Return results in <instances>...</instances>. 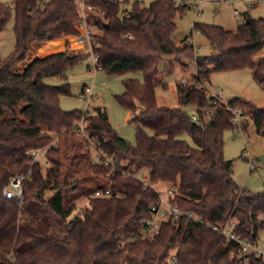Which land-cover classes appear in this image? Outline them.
I'll list each match as a JSON object with an SVG mask.
<instances>
[{
  "label": "trees",
  "instance_id": "1",
  "mask_svg": "<svg viewBox=\"0 0 264 264\" xmlns=\"http://www.w3.org/2000/svg\"><path fill=\"white\" fill-rule=\"evenodd\" d=\"M174 3H86V19L100 33L91 45L96 67L123 77L115 99L135 125L132 145L100 108L92 114L60 108V97L70 95L66 72L85 53L69 52L67 44L30 60L35 44L78 36L76 0L0 2V31L13 16L15 36L14 51L0 58V264H170L172 257L175 264H264L262 256L241 254L236 242L211 228L233 223L230 232L252 244L264 229V190L238 186L233 163L223 156L224 134L233 130L228 108H240L262 136L264 108L239 97L215 103L206 88L212 72L250 68L264 89V60L255 63L264 47V20L244 14L235 32L193 23L191 30L212 49L199 55L188 38L173 41L176 18L189 9ZM182 61L195 66L191 82L175 84L176 108L159 106L156 90L167 88L165 78ZM131 73L141 78H127ZM50 78L61 83L48 84ZM34 151H43L49 165L34 160ZM28 174L22 204L4 198L9 180ZM158 185L166 186L167 203L180 215H170L147 237L144 220L161 205ZM105 190L110 194L94 196ZM81 199L86 205L80 209Z\"/></svg>",
  "mask_w": 264,
  "mask_h": 264
},
{
  "label": "rangeland",
  "instance_id": "2",
  "mask_svg": "<svg viewBox=\"0 0 264 264\" xmlns=\"http://www.w3.org/2000/svg\"><path fill=\"white\" fill-rule=\"evenodd\" d=\"M11 0H0L2 3H9ZM144 6H148L154 0H141ZM210 0L204 3L199 14L193 8L188 9L184 15L176 18V31L173 41L179 45L185 37L192 34V43L199 55H208L212 51L208 41L200 34L191 30L193 23H202L219 26L227 31L235 32L238 26L244 21V14L252 19L264 20V0ZM226 1V2H224ZM237 12V14H236ZM13 16L8 21L6 28L0 31V58H7L15 47V36L13 32ZM95 34H100L95 30ZM68 44V51L74 53H85L86 56L76 65L66 72L67 81L70 84V95L61 96L59 106L63 111L79 110L85 111L88 105L89 113H93L96 108H100L106 114L108 122L115 129L117 134L129 142L135 143V125L130 123V113L121 107L115 99V95L123 92L122 76L108 74L102 70H96L93 59L90 55L88 45H78L75 37H64L57 41L39 43L32 46L29 51L32 57H45L52 53L63 51ZM264 60V47L255 57V63ZM162 62L160 67H163ZM253 69L212 72L210 81L206 83L208 97L219 95L221 103H227L233 98L239 97L258 108H264V89L257 84L253 78ZM195 73L193 63L182 61L174 64L173 72L165 78V90H156V102L159 106L176 108L177 100L175 94V84L181 80L191 82ZM127 78H141L138 73L126 75ZM46 82L58 85L61 81L58 78L47 79ZM85 87H92V94L88 100L82 90ZM189 114L195 113L193 106L184 108ZM240 111V108H236ZM247 128L244 131L230 129L224 134L223 156L233 163L232 178L234 182L251 192L264 190V136L257 134L253 123L248 117ZM150 134V131H147ZM245 135H244V134ZM140 175L145 176V173ZM146 177V176H145ZM163 202H167V188L165 185H158L156 188ZM86 200L77 202V208H83ZM255 248L264 253V229H260L254 243ZM251 252V251H250ZM264 258V255H263ZM172 264V263H170ZM242 264H247L243 261Z\"/></svg>",
  "mask_w": 264,
  "mask_h": 264
},
{
  "label": "built area",
  "instance_id": "3",
  "mask_svg": "<svg viewBox=\"0 0 264 264\" xmlns=\"http://www.w3.org/2000/svg\"><path fill=\"white\" fill-rule=\"evenodd\" d=\"M88 1L89 0H76L81 21L79 22V24L76 27L77 31H78V36L75 38H76V43L78 45H83V44L88 45L90 55L93 59V62L95 63L94 67L96 70H98L96 67V56L93 55V53L91 52V45L94 42L95 31H94L93 26L90 25V23H88V21L86 19V14L84 12L85 9L88 11L91 10V8L86 5V3ZM209 1L210 0H175L174 5L177 7H187L189 9L193 8L195 10L196 14H199L202 4L209 2ZM224 2H226V1H224ZM236 14H237V12H236ZM186 44L193 45L192 37H189L187 39ZM91 94H92V87H85L83 89V95L85 96V100H88L89 97H91ZM217 101H220L219 95L215 96V103ZM228 109L230 110L231 115H232L231 124H232L233 129L244 131L243 130V119L245 118V116L242 114L241 111H238L236 108H228ZM85 112H89L88 105H86ZM192 120H196L195 115H192ZM79 126L82 129L83 121H81L79 123ZM30 156L34 160L42 161L44 163V166L49 165L47 160L44 158V152L43 151L31 152ZM108 161L109 160H106V164L108 163ZM29 177H30V174H28L26 176L18 175V176L12 177L9 180L8 186L3 190L4 198L17 200L19 202V205H21L23 202L22 183L26 179H28ZM141 181L146 183L147 178L143 176L141 178ZM109 194H110L109 190L97 191L94 193V196L95 197H103V196H107ZM151 211L153 213V218L148 219V220H144V223L148 226V232H146L144 234V236H147V237H152L153 234H156L158 232V229H159L161 222L167 220V218L170 215H173V216L180 215V212L175 207L169 206V204L167 202H165L163 204L162 201H161L160 206L152 207ZM232 226H233V223L229 224L225 227H221V228H219L217 226H212L211 228L214 231H217V232H220L221 234H223L228 240H232V241L236 242L239 245V251L241 254L253 253L256 256H262L263 257L264 253L258 251L255 248L254 244L247 242V241H243L237 235L231 233L230 229ZM171 262H172V264H175L174 257L171 258Z\"/></svg>",
  "mask_w": 264,
  "mask_h": 264
},
{
  "label": "crops",
  "instance_id": "4",
  "mask_svg": "<svg viewBox=\"0 0 264 264\" xmlns=\"http://www.w3.org/2000/svg\"><path fill=\"white\" fill-rule=\"evenodd\" d=\"M210 2V1H209ZM203 5V4H202ZM173 36H174V34H173ZM190 37V36H189ZM185 39H187V37H185L183 40H185ZM37 57V56H36ZM35 56L34 57H32L30 60H32V59H34V58H36Z\"/></svg>",
  "mask_w": 264,
  "mask_h": 264
},
{
  "label": "water",
  "instance_id": "5",
  "mask_svg": "<svg viewBox=\"0 0 264 264\" xmlns=\"http://www.w3.org/2000/svg\"><path fill=\"white\" fill-rule=\"evenodd\" d=\"M264 162V158H260Z\"/></svg>",
  "mask_w": 264,
  "mask_h": 264
}]
</instances>
